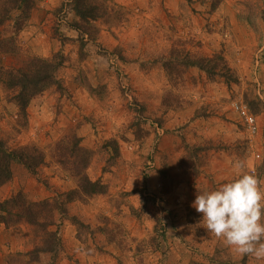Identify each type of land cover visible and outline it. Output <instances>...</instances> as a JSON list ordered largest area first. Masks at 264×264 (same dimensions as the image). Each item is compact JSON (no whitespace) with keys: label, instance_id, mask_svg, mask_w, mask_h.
<instances>
[{"label":"rangeland","instance_id":"rangeland-1","mask_svg":"<svg viewBox=\"0 0 264 264\" xmlns=\"http://www.w3.org/2000/svg\"><path fill=\"white\" fill-rule=\"evenodd\" d=\"M70 2L36 0L18 53L0 54L5 68L63 58L62 88L34 98L25 119L0 84V138L45 157L37 176L14 165L0 201L18 191L38 202L76 189L70 166L59 163L73 155V137L91 152L86 174L106 194L81 197L55 216L54 259L33 252L40 235L32 227L0 225V264H264L208 233L191 206L198 190L233 179L236 161L264 188V0H105L94 40L82 41L70 28ZM172 46L222 54L238 84L211 82L196 69L169 82L155 60Z\"/></svg>","mask_w":264,"mask_h":264},{"label":"trees","instance_id":"trees-1","mask_svg":"<svg viewBox=\"0 0 264 264\" xmlns=\"http://www.w3.org/2000/svg\"><path fill=\"white\" fill-rule=\"evenodd\" d=\"M35 1L0 0V29L8 26L11 29L9 37L0 39V54L18 53L17 36L26 26L35 8ZM104 3L105 0H71L70 10L77 20L71 23L70 28L79 35L81 41L83 37L94 40L93 32L96 28L93 23L106 15ZM59 57V54L50 60L33 57L24 60L16 68L0 67V84L10 91V99L16 105L19 117L25 119L30 102L47 89L62 88L57 77L63 59ZM155 62L164 70L168 81L177 84L190 69H196L211 82L221 81L226 87L239 82L222 54L197 57L186 49L172 46L166 56L156 59ZM71 143L73 155L61 157L59 163L70 166L71 175L77 180L76 189L55 193L52 198L38 202L29 201L23 192L18 191L8 199L0 201V225L6 229L18 224L32 227L40 235V246L33 252L49 254L52 259L60 247L57 232L51 230L55 225V216L67 215L66 206L81 197L106 194L105 186L98 180L91 181L86 174L91 152L80 146L81 141L77 137H73ZM44 163L43 153L35 147L11 149L0 138V188L12 180L14 165H19L28 173L37 176L38 168ZM70 220L76 225L79 224L74 217H70Z\"/></svg>","mask_w":264,"mask_h":264},{"label":"clouds","instance_id":"clouds-1","mask_svg":"<svg viewBox=\"0 0 264 264\" xmlns=\"http://www.w3.org/2000/svg\"><path fill=\"white\" fill-rule=\"evenodd\" d=\"M235 177L215 188L198 190L191 206L202 213L203 227L241 258L264 261V188L242 161Z\"/></svg>","mask_w":264,"mask_h":264},{"label":"built area","instance_id":"built-area-1","mask_svg":"<svg viewBox=\"0 0 264 264\" xmlns=\"http://www.w3.org/2000/svg\"><path fill=\"white\" fill-rule=\"evenodd\" d=\"M239 108H237L236 110H238ZM239 115H241L243 117V120L245 121V123L248 125L249 129L252 131H255V121L254 118L247 113L245 108H241L240 111L238 112Z\"/></svg>","mask_w":264,"mask_h":264},{"label":"crops","instance_id":"crops-1","mask_svg":"<svg viewBox=\"0 0 264 264\" xmlns=\"http://www.w3.org/2000/svg\"><path fill=\"white\" fill-rule=\"evenodd\" d=\"M166 1H168L169 3L171 2V0H166ZM169 3H167V4H169ZM169 11H172V9H171V10H169Z\"/></svg>","mask_w":264,"mask_h":264}]
</instances>
